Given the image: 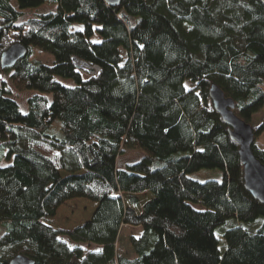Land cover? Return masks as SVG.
<instances>
[{
    "label": "trees",
    "instance_id": "16d2710c",
    "mask_svg": "<svg viewBox=\"0 0 264 264\" xmlns=\"http://www.w3.org/2000/svg\"><path fill=\"white\" fill-rule=\"evenodd\" d=\"M10 1L0 0V54L15 42L28 52L2 71L37 93L22 113L0 75V157L11 160L0 166V264L16 254L35 264H264V205L245 190L238 146L208 96L215 83L237 111L264 98V4L15 0L48 5L15 24ZM31 47L53 64L31 59ZM72 56L98 64V76L84 77ZM262 133L264 119L254 140ZM126 149L145 154L120 168ZM252 150L264 164V148ZM201 169L222 178L189 177ZM74 197L96 203L85 222L41 221ZM122 225L142 228L128 237L133 258L119 253Z\"/></svg>",
    "mask_w": 264,
    "mask_h": 264
},
{
    "label": "rangeland",
    "instance_id": "374dc122",
    "mask_svg": "<svg viewBox=\"0 0 264 264\" xmlns=\"http://www.w3.org/2000/svg\"><path fill=\"white\" fill-rule=\"evenodd\" d=\"M11 5L20 11V15L15 21V24H20L27 20L30 17L37 16L40 13H43L47 10L48 5L42 4L38 7H30L20 9L15 0L10 1ZM123 55H125L123 53ZM30 58L39 60L48 65L53 64L54 56L48 51L42 50L37 47H31ZM9 71H2L0 69V75H4L6 81L8 82V86L12 89L11 93L8 94V97L16 100L19 109L22 113H26L29 109L28 98H30L33 94L37 93L35 90H16L9 80ZM85 77V76H84ZM56 80L62 83L65 86H73L74 80L70 78H63L60 76H56ZM187 87H191L189 82L186 83ZM264 90V86L262 87ZM51 100V94H46ZM235 113L244 118L248 123L255 129L257 125L264 119V98H261L258 102H256L253 106L245 111H237L234 110ZM254 142L260 147L264 148V133L257 136ZM145 154L142 149H126L119 157L118 166L120 168H125L127 163L136 162L141 159V157ZM11 162V160H7L5 157H0V166H6ZM189 177L204 182L207 180H221L222 171L219 169H201L199 171L193 172L189 174ZM141 200L145 199L144 195H140ZM95 208V202L89 200L84 197H74L63 202L56 210V213L53 217L43 218L41 221L55 229L61 230H72L77 225L85 222L91 215L93 209ZM254 226H251L253 228ZM140 235V229L138 227H132L129 225H123L120 229L119 238H118V250L120 254L126 255L128 258H133L135 253L133 252L129 242V236H138ZM216 236L218 237V247L220 251L225 249V241L221 235L220 228L216 229ZM66 239V238H65ZM67 240V239H66ZM71 245H75L74 243H70ZM83 249H97L98 247L95 245L87 246L86 244H79Z\"/></svg>",
    "mask_w": 264,
    "mask_h": 264
},
{
    "label": "water",
    "instance_id": "95a60500",
    "mask_svg": "<svg viewBox=\"0 0 264 264\" xmlns=\"http://www.w3.org/2000/svg\"><path fill=\"white\" fill-rule=\"evenodd\" d=\"M109 5H117L121 0H104ZM264 4V0H260ZM27 48L20 42L11 44L0 54V69H10L27 55ZM208 96L213 110L227 126L228 135L238 146L239 162L242 166L243 186L258 202L264 205V164L254 154V128L235 113V101L226 96L215 83L208 88ZM7 264H35L34 260L23 254H16Z\"/></svg>",
    "mask_w": 264,
    "mask_h": 264
},
{
    "label": "built area",
    "instance_id": "2783aa9c",
    "mask_svg": "<svg viewBox=\"0 0 264 264\" xmlns=\"http://www.w3.org/2000/svg\"><path fill=\"white\" fill-rule=\"evenodd\" d=\"M71 61L75 69L85 77H96L100 73V66L96 63H88L75 56L71 57Z\"/></svg>",
    "mask_w": 264,
    "mask_h": 264
},
{
    "label": "crops",
    "instance_id": "0c3cea01",
    "mask_svg": "<svg viewBox=\"0 0 264 264\" xmlns=\"http://www.w3.org/2000/svg\"><path fill=\"white\" fill-rule=\"evenodd\" d=\"M95 205H96V203H95ZM123 226V225H122ZM132 227H138V229H140V235H141V233H142V228L140 227V226H132ZM140 235H138V236H134V237H139Z\"/></svg>",
    "mask_w": 264,
    "mask_h": 264
}]
</instances>
